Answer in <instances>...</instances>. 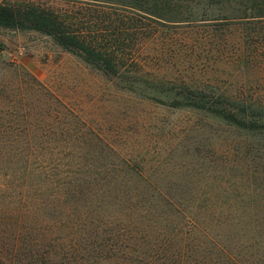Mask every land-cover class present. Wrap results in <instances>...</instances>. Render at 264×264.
<instances>
[{
  "label": "rangeland",
  "instance_id": "obj_1",
  "mask_svg": "<svg viewBox=\"0 0 264 264\" xmlns=\"http://www.w3.org/2000/svg\"><path fill=\"white\" fill-rule=\"evenodd\" d=\"M27 4L94 9L0 0ZM178 10L197 22H143L117 77L40 33L0 28L2 260L20 249L34 264H220L223 248L264 264V130L178 96L264 107V19L220 21L231 10L206 0Z\"/></svg>",
  "mask_w": 264,
  "mask_h": 264
},
{
  "label": "trees",
  "instance_id": "obj_2",
  "mask_svg": "<svg viewBox=\"0 0 264 264\" xmlns=\"http://www.w3.org/2000/svg\"><path fill=\"white\" fill-rule=\"evenodd\" d=\"M72 2L93 4V11L82 9L72 11L44 9L33 4L0 5V28L17 31H35L49 37L55 45L74 54L85 64L108 76L117 77L119 70L134 64L132 48L124 55L125 42L130 43L136 35L145 34L147 28L143 22L156 25L157 28L175 26L178 23L197 22L183 19L178 4L195 0H70ZM211 4L226 6L231 12L223 15L220 21H257L264 19V0H206ZM76 10V11H75ZM106 10L107 15H104ZM208 20H201V22ZM126 56L127 60H122ZM188 106L217 113L227 124L247 132L264 130V107H245L236 103L230 106L220 102V107L208 105V101H192L187 94L178 95ZM193 102V105L190 103ZM187 227H191L187 221ZM2 260L0 264H34L38 255H27L20 261L15 258L22 251ZM6 253L5 247L0 253ZM38 253V251H36ZM227 264H238L235 255H229L221 249ZM31 256V258H30ZM49 257V255H48ZM8 259V260H7ZM223 261L220 262V264ZM165 260L160 264H169ZM60 264V263H58ZM181 264V263H180Z\"/></svg>",
  "mask_w": 264,
  "mask_h": 264
}]
</instances>
